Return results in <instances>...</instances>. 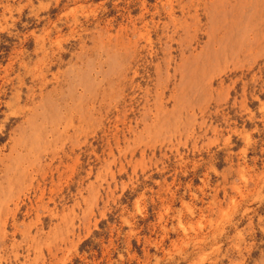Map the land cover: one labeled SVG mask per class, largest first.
Returning a JSON list of instances; mask_svg holds the SVG:
<instances>
[{"label": "rangeland", "instance_id": "rangeland-1", "mask_svg": "<svg viewBox=\"0 0 264 264\" xmlns=\"http://www.w3.org/2000/svg\"><path fill=\"white\" fill-rule=\"evenodd\" d=\"M0 264H264V0H0Z\"/></svg>", "mask_w": 264, "mask_h": 264}]
</instances>
